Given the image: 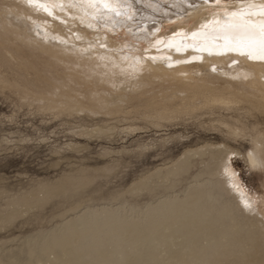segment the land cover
<instances>
[{
  "label": "bare ground",
  "instance_id": "1",
  "mask_svg": "<svg viewBox=\"0 0 264 264\" xmlns=\"http://www.w3.org/2000/svg\"><path fill=\"white\" fill-rule=\"evenodd\" d=\"M3 88L47 116L137 114L151 126L191 118L220 139L185 147L101 201L65 202L47 226L1 237L0 264H264V192L243 187L231 161L264 169V0H0ZM85 127L95 137L116 131ZM94 175L81 167L0 186V228L71 198Z\"/></svg>",
  "mask_w": 264,
  "mask_h": 264
},
{
  "label": "rangeland",
  "instance_id": "2",
  "mask_svg": "<svg viewBox=\"0 0 264 264\" xmlns=\"http://www.w3.org/2000/svg\"><path fill=\"white\" fill-rule=\"evenodd\" d=\"M234 1L235 0H223V2L226 3H232ZM181 34L187 36L189 33H179V35ZM14 95L15 94L8 89H0V186L6 187V189L12 191V189L16 190L21 186L25 187L31 184L32 181L54 180L67 172L74 173L77 171V168L79 169L81 167L91 172L95 171V175L84 189L74 194L75 196L73 195L71 198L65 197L64 199L63 197H53L45 202L42 208L33 209L31 213L29 211L28 213L31 214L30 216H28V213L23 214L25 216L21 215V217H17L13 220L11 225L4 227V229L6 228L5 230L0 228V230L2 229L0 231V238L26 234L36 227L47 226L56 219V212L66 208L68 206L66 204L71 203V200H75L76 197L82 196L86 199L92 195V199L93 196L95 197L93 201L97 198L98 200L96 201H101L100 197L103 199L105 196H109L108 194L111 195L115 193V191H123L141 175L146 174L150 170L152 171L155 167L168 164L170 159L179 156L185 147L194 146L201 143L203 140L217 141L220 139L218 133L215 131L211 132L212 130L209 131L208 129L206 131V128L199 126L196 121L192 123L191 118H188L190 121L187 119L183 120L182 124L181 122H177L176 125L171 123V126V124L166 123L162 124L163 126L160 125L161 127L159 125H153V127L150 123L148 125L146 121H144V123L137 114H116L100 117L99 115L88 116L85 114L84 117L82 113H80L81 115L75 113L70 116L71 118L68 116L64 117V115H57L59 116V118H57V116L53 115L47 116L50 113L39 112L37 110L34 111V106L32 104L26 105L24 103H16L17 99ZM19 104L20 106H18ZM18 107H20V109ZM115 116H118L120 121L115 119ZM79 117L83 118L80 119ZM125 117L127 119L123 121ZM96 118L99 120L97 119V121ZM133 118H139V120H134ZM83 119L84 121H81ZM112 119L113 121H111ZM130 119H132V121ZM102 121L105 124H110L111 122L115 127H113V131H116H112L113 133L108 136L109 138L100 136L95 137L96 135L93 136V134H91L92 137L90 138L91 135L85 133V136L82 131H79L85 130L82 129L85 126V128L88 129L90 126H93L94 123H102ZM131 122H133L134 125L137 124L135 128L138 126L137 129H139V127L140 129L136 130L132 128L131 131L130 128H128L129 130L127 132L123 124L126 125V123L129 124ZM84 123L85 125L83 127ZM133 123H131V126ZM116 124L119 125V127L123 125L124 129L122 127L123 130L121 131V128L115 126ZM140 124L144 125L141 126ZM165 125L166 128H164ZM72 130L75 132H72ZM78 131L82 133L79 134L80 136H78ZM175 132L178 135L176 137L173 136ZM170 133H172V136H167L170 135ZM164 136L166 137L164 138ZM160 138H162V140ZM4 141H9V143L6 142V144H4ZM68 142H72L71 145H73V147L75 145V147L73 148L71 146L70 148ZM74 142H77L79 145L74 144ZM76 145L79 146V148ZM145 145L149 146L145 149ZM239 145L242 150H247L248 141L240 140ZM105 151H107V153ZM231 161L233 168L238 173L240 183L244 185L243 187L249 191L254 190L257 193L264 192V169L262 171L247 169V166L239 157H231ZM106 166H109L110 169L113 168V171L110 169L101 170V168ZM85 190L86 192H84ZM123 196L132 197L128 193H124ZM135 197L138 200H142L145 194H140ZM55 199L63 200V204L60 200L58 201ZM65 202L66 204H64ZM57 207H60V210ZM32 213L34 214L32 215ZM45 221L49 223L45 224Z\"/></svg>",
  "mask_w": 264,
  "mask_h": 264
},
{
  "label": "snow or ice",
  "instance_id": "3",
  "mask_svg": "<svg viewBox=\"0 0 264 264\" xmlns=\"http://www.w3.org/2000/svg\"><path fill=\"white\" fill-rule=\"evenodd\" d=\"M29 2H30V3H31V2H34V0H29ZM98 2H100V3H104L105 6H108V0H98ZM216 2L219 3V0H216Z\"/></svg>",
  "mask_w": 264,
  "mask_h": 264
}]
</instances>
